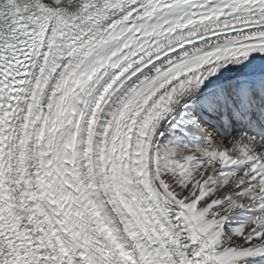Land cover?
<instances>
[{
    "label": "snow or ice",
    "instance_id": "6c2138e0",
    "mask_svg": "<svg viewBox=\"0 0 264 264\" xmlns=\"http://www.w3.org/2000/svg\"><path fill=\"white\" fill-rule=\"evenodd\" d=\"M0 264H264V0H0Z\"/></svg>",
    "mask_w": 264,
    "mask_h": 264
}]
</instances>
